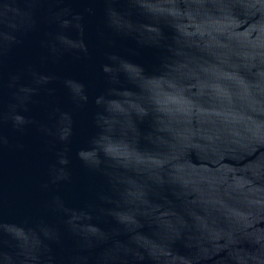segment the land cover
I'll return each instance as SVG.
<instances>
[{"label": "water", "instance_id": "95a60500", "mask_svg": "<svg viewBox=\"0 0 264 264\" xmlns=\"http://www.w3.org/2000/svg\"><path fill=\"white\" fill-rule=\"evenodd\" d=\"M0 264H264V0H0Z\"/></svg>", "mask_w": 264, "mask_h": 264}]
</instances>
